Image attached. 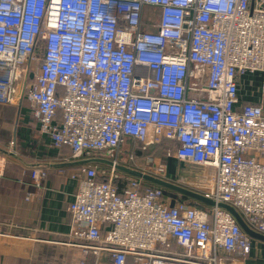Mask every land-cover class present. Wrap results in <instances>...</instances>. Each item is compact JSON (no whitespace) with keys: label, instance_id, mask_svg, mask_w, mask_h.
<instances>
[{"label":"built area","instance_id":"built-area-1","mask_svg":"<svg viewBox=\"0 0 264 264\" xmlns=\"http://www.w3.org/2000/svg\"><path fill=\"white\" fill-rule=\"evenodd\" d=\"M252 75L261 78L256 103L240 96H254ZM23 78L40 136L66 147L69 162L112 163L75 176L64 246L80 260L47 264H233L250 255L252 239L217 204L264 235V0H0V106L15 104ZM165 145L173 178L154 163ZM116 165L216 205L170 207L162 189ZM45 175L32 167L35 188Z\"/></svg>","mask_w":264,"mask_h":264},{"label":"crops","instance_id":"crops-1","mask_svg":"<svg viewBox=\"0 0 264 264\" xmlns=\"http://www.w3.org/2000/svg\"><path fill=\"white\" fill-rule=\"evenodd\" d=\"M254 96L240 91L245 102L256 103L260 76ZM15 87L14 105L0 106V264H47L53 261L78 262L75 249L64 246L72 226L69 206L77 189L80 166L67 161L69 150L55 149L38 133L29 104L23 100L25 81ZM161 148V152L163 151ZM173 178L177 161L164 162ZM41 165L46 175L40 188L31 180L32 167ZM98 172L108 166L94 165ZM32 195V199L27 197ZM179 200L178 196L175 199ZM233 264H264V242L252 240L250 255L235 257Z\"/></svg>","mask_w":264,"mask_h":264},{"label":"water","instance_id":"water-1","mask_svg":"<svg viewBox=\"0 0 264 264\" xmlns=\"http://www.w3.org/2000/svg\"><path fill=\"white\" fill-rule=\"evenodd\" d=\"M74 164L77 166H84V165H91V164L103 165V166H108V167L112 166V163L110 161L102 159V158L84 159V160L75 162ZM115 169L118 172L130 178L141 180L142 182L146 184L162 189L163 194L171 200L170 207L174 205V201L176 197L179 195L184 196L188 198L189 200L193 201L195 206H197L200 210H204V207H214L216 205L213 201L203 197L202 195L198 193L181 188L171 182L162 180L158 177L151 176L148 174H143L139 171H135V170L129 169L121 165H116ZM217 207L222 208L225 211H227L235 219L236 223L239 225L241 230L252 240L264 242V235H261L259 233H256L250 230L245 224V222L243 221V219L240 217L238 212L234 210L232 207L225 205V204H217Z\"/></svg>","mask_w":264,"mask_h":264},{"label":"rangeland","instance_id":"rangeland-1","mask_svg":"<svg viewBox=\"0 0 264 264\" xmlns=\"http://www.w3.org/2000/svg\"><path fill=\"white\" fill-rule=\"evenodd\" d=\"M23 81H25V79ZM23 84H25V83L23 82ZM126 147H128V146H126ZM163 149L166 150V151H162L161 152V150H157V152H155V154L153 155L154 156V159H156L154 161V163L156 165H162V166H164V165H166L164 163V162H166V159H171V153H170V151H168L166 145L163 147Z\"/></svg>","mask_w":264,"mask_h":264},{"label":"trees","instance_id":"trees-1","mask_svg":"<svg viewBox=\"0 0 264 264\" xmlns=\"http://www.w3.org/2000/svg\"><path fill=\"white\" fill-rule=\"evenodd\" d=\"M163 151H166V150H163ZM126 178H130V177H126ZM105 181H106V178L105 177H102V176H99V174H98V176L96 177V182H105ZM125 181H127V180H124V181L123 180L122 181L119 180V181H115L114 183H115V185L118 188H122L125 185V183H126ZM147 186H152V185L147 184ZM152 187H154V186H152ZM178 198H179V201H182V202H190V203H193L194 204L193 201L189 200L188 198H186L184 196L179 195Z\"/></svg>","mask_w":264,"mask_h":264}]
</instances>
